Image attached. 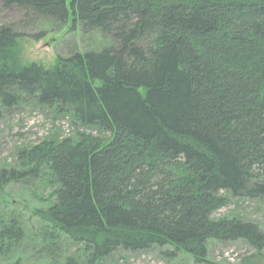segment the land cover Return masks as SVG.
Here are the masks:
<instances>
[{"label": "trees", "instance_id": "16d2710c", "mask_svg": "<svg viewBox=\"0 0 264 264\" xmlns=\"http://www.w3.org/2000/svg\"><path fill=\"white\" fill-rule=\"evenodd\" d=\"M5 3L106 40L46 67L23 61L21 34L0 26V107L33 101L77 125L0 169L1 187L43 174L54 186L34 212L53 263L66 242L86 264L154 247L205 261L210 240L261 254L257 224L215 213L231 197L264 199V0ZM25 235L22 216L2 218L0 256Z\"/></svg>", "mask_w": 264, "mask_h": 264}, {"label": "rangeland", "instance_id": "374dc122", "mask_svg": "<svg viewBox=\"0 0 264 264\" xmlns=\"http://www.w3.org/2000/svg\"><path fill=\"white\" fill-rule=\"evenodd\" d=\"M13 25L21 34L19 49L25 62L37 61L52 67L59 56H69L77 51L97 50L106 40L98 32L83 33L45 18L26 15L13 5L0 0V26ZM77 125L67 117L33 101L17 104L12 108L0 107V169L19 167V153L49 138L63 139L73 136ZM48 176L28 177L0 186V221L16 214L26 222L25 240L16 246L13 255L0 256V264L22 259V264H55L51 255L42 252L48 246L41 238L42 220L34 212L47 207L53 200L54 186ZM14 200L18 203H14ZM18 205V206H17ZM238 216L257 224L264 232V199L231 197L227 206L215 213V217ZM157 248L146 251L118 250L99 264H262L261 254L245 240H210L205 261H197L184 251L175 255ZM68 258L80 259L86 264V256L80 244H61L59 263L68 264Z\"/></svg>", "mask_w": 264, "mask_h": 264}, {"label": "water", "instance_id": "95a60500", "mask_svg": "<svg viewBox=\"0 0 264 264\" xmlns=\"http://www.w3.org/2000/svg\"><path fill=\"white\" fill-rule=\"evenodd\" d=\"M16 202V201H15Z\"/></svg>", "mask_w": 264, "mask_h": 264}]
</instances>
